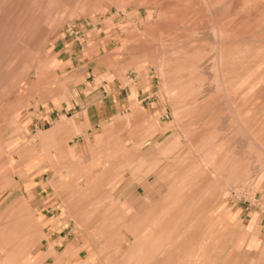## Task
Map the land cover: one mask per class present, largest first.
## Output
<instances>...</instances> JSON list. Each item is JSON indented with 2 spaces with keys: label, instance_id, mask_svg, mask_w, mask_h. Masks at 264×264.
I'll return each instance as SVG.
<instances>
[{
  "label": "rangeland",
  "instance_id": "rangeland-1",
  "mask_svg": "<svg viewBox=\"0 0 264 264\" xmlns=\"http://www.w3.org/2000/svg\"><path fill=\"white\" fill-rule=\"evenodd\" d=\"M0 264H264V0H0Z\"/></svg>",
  "mask_w": 264,
  "mask_h": 264
}]
</instances>
